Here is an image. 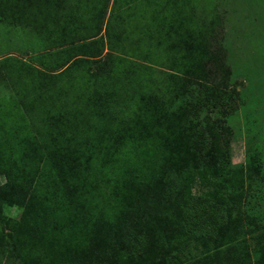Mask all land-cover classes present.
<instances>
[{"label": "rangeland", "instance_id": "rangeland-1", "mask_svg": "<svg viewBox=\"0 0 264 264\" xmlns=\"http://www.w3.org/2000/svg\"><path fill=\"white\" fill-rule=\"evenodd\" d=\"M4 2L0 162L11 177L0 174V264H264V0H20L31 4L24 15H12L17 0ZM27 16L38 18L34 28L11 26ZM11 59L12 73L23 66L52 75L44 90L24 93L33 85L6 75ZM183 62L192 78L204 74L199 90ZM202 98L212 105L195 109ZM147 103L165 104L157 105L161 121L176 120L169 133L184 119L226 128L230 162L191 160L181 175L167 171L140 187L132 146L107 150L100 141L87 175L63 181L55 166L69 172L73 159L60 152L69 127L90 134L101 109L108 121ZM223 208L232 210L228 226ZM172 215L189 231L173 233ZM223 232L247 256L230 253Z\"/></svg>", "mask_w": 264, "mask_h": 264}, {"label": "trees", "instance_id": "trees-1", "mask_svg": "<svg viewBox=\"0 0 264 264\" xmlns=\"http://www.w3.org/2000/svg\"><path fill=\"white\" fill-rule=\"evenodd\" d=\"M0 1H2V7H7L4 0ZM19 1L20 0H17L18 7L13 10V12L15 10L16 11L12 13V15L18 11L22 13V15H24V11H21L23 5L27 4L26 8L29 7L28 4H30V2L23 3ZM12 5H14V3ZM8 11H11V7L9 8V6ZM1 13H5V10L0 8V14ZM38 13V15H41L42 11L40 10L38 11ZM34 19L35 18L32 19V16H27L26 19L24 17H22V19L18 18L17 25L14 21L11 26L15 27L16 29L17 27H19L21 29L23 28V30H26V28L34 24ZM37 19H35V22ZM97 21L98 19H92L91 24L95 25ZM36 28H42V26H39L38 24ZM10 61L14 60L11 59L7 61L9 70H11L6 75H8L13 80L15 79V82L17 84H21L23 82V78L28 79L33 85L32 90L23 91L28 95L31 94L32 96H36V94L32 92H42L45 88L44 84H46V80L52 78V75H48L41 69L33 67L27 68L22 66L20 67L19 71L12 73L13 69L16 66V62L10 63ZM180 68L183 72V75L191 77L189 78L190 81L188 82L190 88L198 87L197 90H199V84H197V80H199V78H204V74H202V71L198 69L197 74L195 73L192 78V75L189 73V66L185 62L181 63ZM0 78L3 79V77ZM32 78H34L35 81ZM48 93L52 94V91H49ZM52 96L54 95L52 94ZM44 97H49L48 99H52V97L49 96L47 93H45ZM141 105L142 103L140 104V106ZM157 105L165 106V104L154 105V103H147L148 108L145 109V112L143 113H139V111H137L135 114L129 117H114L113 120L110 119L108 121H104L108 118V112H106L104 109H101L100 113L95 115V118L98 119V123L94 126L95 128L93 129V131H91L90 134L85 133L86 131L82 128L79 129L78 127H69L67 132L65 133L66 145L63 146L66 148L65 150H60L61 153H64L63 155H61V157H70L71 159H73L72 161H70V166L68 167L69 172L65 173V167L60 162H57L55 166L59 168L58 173L62 176L63 181L65 182V178L69 177L72 182H75L80 179V176L82 178L87 175L86 171L90 170V165L92 164L90 160H94L97 154L103 153V149L101 148L102 141L104 142L103 144L106 145L104 148L107 150L109 149V147H115L117 151H121L122 149L127 150L131 146L133 147H131V149L133 150L131 151V153L132 155H135L133 160H136L135 169L138 175L137 180L142 183V185L138 184V186L140 187L148 186L149 184H154L155 182H157V178L160 175L163 176L164 173H166L167 171L172 170L174 171V173L182 174V171H186V169L189 167L188 165L191 160L201 162L202 164L200 165L202 166L213 165L215 163L216 158L218 160H223L222 162L225 164L230 162L227 153V151L229 150L230 142L225 138V134L227 133L226 128L223 127L218 130L216 129V126L213 122L208 124L204 123L200 125L199 121H188L184 119L183 125L178 122L179 124H181V126L176 127V129H174L172 133H169V128L166 127L171 125V123L176 122V120L174 119L172 121L169 120L165 122L161 121L159 115H161L162 109H160V107ZM209 105H212V101H205V98H202V101L200 100L198 105L193 107L196 109L199 107L204 108L205 106ZM82 118L83 122L85 123V127H89L91 124L89 116L84 115L82 116ZM141 118H145L146 121L152 124L148 126L147 124L143 123L142 125V123L138 121ZM164 131L165 133L163 137L158 139H152ZM11 134H14V131L12 129ZM78 141L82 142V146L80 148H77L78 146L76 145ZM18 143V145L23 144V142L21 141ZM1 148L2 153L6 152L4 145H2ZM79 149H81V151H84L83 155L79 152ZM86 153H88L87 159L84 156V154ZM81 161H84L82 165H76L81 164ZM103 167H105V164H103ZM2 170L3 166L1 168L0 162V174L4 175L6 178L11 177V175L7 172L8 170ZM236 206L237 205H228L227 207H231V209H233L236 208ZM138 210H140V213L141 209H139V207ZM231 211L232 210L229 211L223 208L222 220L223 224H226V226H228L227 222L231 219ZM172 217L173 218H171V221L168 225L173 228V233L177 230H185L186 233L189 231V228L192 227V224L190 222L185 221L184 218L181 219L173 215ZM137 219L139 221L140 227H142V220L140 214H138ZM125 222H127L126 219ZM146 225L148 226L147 223ZM136 226L137 222L135 220H133L129 224V228L132 229L136 228ZM228 234L229 233L223 232V240H227V243L225 244L232 245L229 249L230 253H233L235 251L247 256L246 249L242 247L240 241H235L236 239L231 238ZM131 235H133V230L130 233V236ZM136 239H138V236L136 237ZM225 252L226 251L224 250L223 253ZM248 262L249 259L243 257V259L239 263L249 264ZM222 263L227 264L221 259L219 264Z\"/></svg>", "mask_w": 264, "mask_h": 264}]
</instances>
